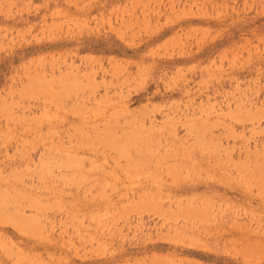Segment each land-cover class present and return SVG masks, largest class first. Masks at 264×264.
<instances>
[{"label":"rangeland","instance_id":"1","mask_svg":"<svg viewBox=\"0 0 264 264\" xmlns=\"http://www.w3.org/2000/svg\"><path fill=\"white\" fill-rule=\"evenodd\" d=\"M0 264H264V0H0Z\"/></svg>","mask_w":264,"mask_h":264}]
</instances>
